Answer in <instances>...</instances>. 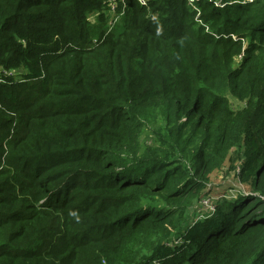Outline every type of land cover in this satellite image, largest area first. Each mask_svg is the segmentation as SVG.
I'll list each match as a JSON object with an SVG mask.
<instances>
[{
    "label": "trees",
    "instance_id": "1",
    "mask_svg": "<svg viewBox=\"0 0 264 264\" xmlns=\"http://www.w3.org/2000/svg\"><path fill=\"white\" fill-rule=\"evenodd\" d=\"M242 1L0 0V264H264V0Z\"/></svg>",
    "mask_w": 264,
    "mask_h": 264
},
{
    "label": "rangeland",
    "instance_id": "2",
    "mask_svg": "<svg viewBox=\"0 0 264 264\" xmlns=\"http://www.w3.org/2000/svg\"><path fill=\"white\" fill-rule=\"evenodd\" d=\"M94 17L90 18V22H94ZM121 23V18L112 15L108 22V28L110 30H115ZM237 180L233 174L228 175L226 171H218L211 175L210 184L212 185L213 196H215V200L220 196V198L231 195L237 188ZM248 191V188H245ZM197 209V210H196ZM193 211V218L195 220H200L201 215L204 214L205 210H200L197 206Z\"/></svg>",
    "mask_w": 264,
    "mask_h": 264
},
{
    "label": "built area",
    "instance_id": "3",
    "mask_svg": "<svg viewBox=\"0 0 264 264\" xmlns=\"http://www.w3.org/2000/svg\"><path fill=\"white\" fill-rule=\"evenodd\" d=\"M138 3L142 6H146V1L147 0H137ZM199 0H187L188 4L195 9V2H197ZM209 2H212V0H207ZM246 2H252V0H243L241 3L244 4ZM214 4L216 6H220L222 7L223 5L220 4V2H214ZM117 8V3L116 2H110L109 3V9L114 12ZM123 11V10H122ZM198 207L200 210H205V211H212L214 209V207L212 206V204L210 203V200L208 198H204L202 199L199 204Z\"/></svg>",
    "mask_w": 264,
    "mask_h": 264
}]
</instances>
